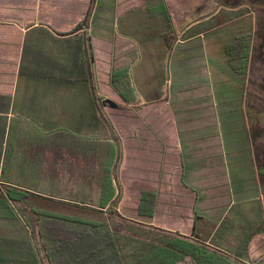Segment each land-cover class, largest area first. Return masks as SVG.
I'll return each instance as SVG.
<instances>
[{"label": "crops", "instance_id": "1", "mask_svg": "<svg viewBox=\"0 0 264 264\" xmlns=\"http://www.w3.org/2000/svg\"><path fill=\"white\" fill-rule=\"evenodd\" d=\"M90 3L0 0V116L23 123L47 120L50 126L63 127L74 141L66 158L70 163L79 158L80 165L89 156V141L113 143L114 133L122 151L116 178L128 182L134 201L132 220L208 249L220 246L224 250L219 253L230 260L236 257L225 250L237 249L249 232H256L248 243V258L236 261L264 264V169L257 167L262 150L255 151L260 140L256 129L264 131V108L256 106L258 97L249 94L247 73L237 74L240 92L230 96L234 100L224 101L222 114L229 136L234 135L226 143L216 124L213 93L166 94L172 51L189 46L184 58L172 60L171 66L178 63L186 74L195 71L194 56L199 52L195 40H203L204 34L192 32L181 41L171 25L160 45L140 52L130 35L103 33L102 28L95 33L97 0L91 8ZM89 9L87 26H80ZM191 27L195 24L185 31ZM224 62L228 65L227 58ZM114 85L122 88L127 102ZM233 89L227 88L229 93ZM92 92L101 98L99 102ZM104 100L117 107L103 104ZM249 110L263 119L255 117L248 125ZM29 130L25 123L16 132ZM238 133L246 134L244 143L235 139ZM1 151L3 166V147ZM142 191L157 195L150 219L137 214Z\"/></svg>", "mask_w": 264, "mask_h": 264}, {"label": "trees", "instance_id": "2", "mask_svg": "<svg viewBox=\"0 0 264 264\" xmlns=\"http://www.w3.org/2000/svg\"><path fill=\"white\" fill-rule=\"evenodd\" d=\"M217 1L220 11L198 29L195 26L194 33L217 29L249 13L240 9L242 0ZM93 4L91 0L90 8ZM152 9V17H161L170 31L165 1L156 0ZM89 17L90 9L80 26H87ZM251 46L250 34L235 36L224 46L228 65L238 75L247 72ZM114 86L127 102L122 88ZM102 103L117 107L110 100ZM27 121L31 130L20 134L16 130L25 126L23 120L0 116V264H243L236 260L248 258V243L256 232H249L237 249L225 250L235 255L236 260H230L219 253L224 250L220 246H198L122 216L116 186L122 151L114 133L113 143L89 141V156L80 165L79 158L74 163L66 158L74 141L63 127L50 126L47 120ZM257 167L264 169V159L257 158ZM156 202L154 191H142L138 216L152 218Z\"/></svg>", "mask_w": 264, "mask_h": 264}, {"label": "rangeland", "instance_id": "3", "mask_svg": "<svg viewBox=\"0 0 264 264\" xmlns=\"http://www.w3.org/2000/svg\"><path fill=\"white\" fill-rule=\"evenodd\" d=\"M164 1L175 35L181 41L192 32L194 33L195 29L192 27L188 31H185L189 25L195 24L198 29L199 23L202 24L204 22L203 24H206L205 22L211 16L220 11V4L217 0ZM140 2L141 0H132V2L131 0H97L94 16L95 33L102 28L103 33L110 31V33L130 35L131 40L139 45L140 52L152 50L160 45L165 27L163 26L161 17H152L154 9L151 12L149 11L156 3V0H144L141 10L137 7L140 5ZM241 3L240 9L244 10V8H247L249 13L222 27L207 30L203 32L205 36L203 40H195V43L199 45V52L194 56L197 63L195 71L186 74V71L178 68V63L171 66L172 60L174 63L180 62L181 57L184 58V52L189 46L174 48L171 53L169 78H167L168 85L166 87L167 95L172 93L173 95H182V97L205 94L208 91L213 93L217 101L215 105L216 124L223 129L221 132L226 143L229 137L233 140L234 135L229 136L228 123L222 114L224 101L226 97L234 100V97L230 96H235L238 91L240 92L238 89L242 86L241 82H238L240 81L238 78H241V76H237L224 62L227 58L224 52V45L231 43L235 36L250 34L252 37V46L245 78L249 85L247 87L249 94L258 97L255 101L256 106L264 108V0H242ZM167 40L170 42V37ZM142 55L145 57L144 54ZM234 77L238 80L236 81ZM225 84L228 86L226 89L224 88ZM227 88L235 89L229 93ZM249 115L246 123L250 126L254 123L255 117H259L261 120L264 118L253 110H249ZM233 125L237 126V123L235 122ZM256 130L259 131L260 140L255 147V151L259 153L262 150L258 155L261 160L264 159V131H260L259 128ZM245 138L246 134L243 133L235 135V139L241 140L242 143L245 142ZM254 139L257 140L255 137ZM116 186L120 196L124 197L120 207L118 205V211L126 219L132 220L131 217H135L133 213L134 201H132L127 190L128 182L126 179H121V177L120 181L116 178Z\"/></svg>", "mask_w": 264, "mask_h": 264}]
</instances>
